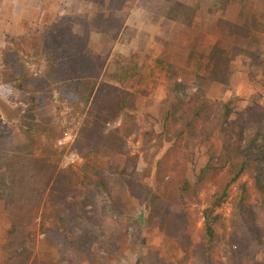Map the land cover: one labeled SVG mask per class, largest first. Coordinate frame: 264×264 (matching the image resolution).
<instances>
[{
  "label": "trees",
  "instance_id": "1",
  "mask_svg": "<svg viewBox=\"0 0 264 264\" xmlns=\"http://www.w3.org/2000/svg\"><path fill=\"white\" fill-rule=\"evenodd\" d=\"M129 1L97 0L100 9L90 18L55 27L51 37L62 45L45 54L32 86L18 53L10 47L3 52L6 79L28 97L23 108H2L0 205L8 224L0 264H110L118 235L135 223L126 214L132 204L142 207L137 222L169 238L180 252L175 263L156 256L148 264H252L264 243V175L258 167L264 160V111H240L227 130L232 102L207 95L213 83L230 86L237 57L259 70L264 89V24L249 13L243 23L228 24L235 38L211 46L189 95L179 71L167 66L164 106L154 119L158 130L148 132L156 151L138 172V155L131 154L127 139L139 132L136 96L111 82L117 74L90 47L93 30L116 39ZM55 102L84 116L71 145L82 160L78 167H60L57 143L63 134L52 116L54 107L60 110ZM143 151L147 156L148 148ZM248 174L261 200L242 180ZM227 202L228 218L218 212ZM39 237L48 251L38 260ZM219 249L225 262L214 260Z\"/></svg>",
  "mask_w": 264,
  "mask_h": 264
},
{
  "label": "rangeland",
  "instance_id": "2",
  "mask_svg": "<svg viewBox=\"0 0 264 264\" xmlns=\"http://www.w3.org/2000/svg\"><path fill=\"white\" fill-rule=\"evenodd\" d=\"M244 2L248 4L245 9L240 0H131L121 13L124 27L115 40L91 31L90 47L106 58L108 71L117 74L111 82L136 96L139 132L127 139L131 154L138 155L134 165L138 172L146 167L149 156L156 151L148 132L158 130L154 119L164 106L167 66L179 71V80L187 86V95L191 94L195 90L194 75L204 72L211 46L219 40L228 45L235 38L228 35V24L243 23L247 13L254 16L255 23L264 24V0ZM99 9L97 0H0V126L5 120L2 108H23L28 97L27 92L16 88L17 82L6 79L4 50L10 47L18 53L32 86L43 72L45 54L59 50L62 45L58 40L53 41V29L62 30V24L73 18L88 19ZM77 29L75 24L73 31ZM230 69V86L225 88L213 83L207 94L212 100L232 102L227 130L232 128L240 111L250 108L264 111L259 70L248 67L240 57L231 63ZM55 105L61 111L54 107L52 116L63 134L57 143L62 152L60 167H78L82 160L71 145L84 116L65 102H55ZM116 125L118 122L110 127ZM146 148L147 156L143 151ZM197 154L200 162L206 157L204 148L198 149ZM258 167L264 175V160ZM242 180L251 186L253 197L261 200L262 194L257 192L253 178L248 174ZM124 200L130 204L129 200ZM230 208L227 202L218 212L228 218ZM141 210L136 204L126 208V214L135 223H129L118 235L115 248L108 255L110 264H134L137 259L141 264H148L156 256L175 263L179 250L169 238L137 222ZM7 224L0 205V242ZM47 251L39 237L35 247L38 260L46 258ZM214 260L226 261L222 249L217 250ZM252 264H264V243Z\"/></svg>",
  "mask_w": 264,
  "mask_h": 264
}]
</instances>
